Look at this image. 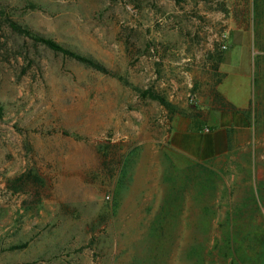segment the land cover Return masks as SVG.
Instances as JSON below:
<instances>
[{"label": "rangeland", "instance_id": "obj_1", "mask_svg": "<svg viewBox=\"0 0 264 264\" xmlns=\"http://www.w3.org/2000/svg\"><path fill=\"white\" fill-rule=\"evenodd\" d=\"M0 110V264H264V0H0Z\"/></svg>", "mask_w": 264, "mask_h": 264}, {"label": "trees", "instance_id": "obj_2", "mask_svg": "<svg viewBox=\"0 0 264 264\" xmlns=\"http://www.w3.org/2000/svg\"><path fill=\"white\" fill-rule=\"evenodd\" d=\"M9 27L13 32H15L19 35H23L25 37H28L36 43H40V44L44 45L46 48H48L49 50H51L54 53L61 54L65 57L71 58V59H73L79 63L89 65V66L94 67L98 70L103 69L93 58L86 56V55H83V54H80V53H77V52H75V51H73L67 47H64L63 45L59 44L58 42H56L55 40H53L51 38H47V37L41 36L39 34L32 33L27 28H23L22 26H20L16 23H13V22L9 23ZM150 98L153 100H157L160 103V105H165V101L162 98L157 97L156 95L152 94V95H150ZM25 247H26V244L15 245V246H11L9 248V250L22 249Z\"/></svg>", "mask_w": 264, "mask_h": 264}, {"label": "crops", "instance_id": "obj_3", "mask_svg": "<svg viewBox=\"0 0 264 264\" xmlns=\"http://www.w3.org/2000/svg\"><path fill=\"white\" fill-rule=\"evenodd\" d=\"M236 126H238V127H240V132L239 133H241L242 132V134H243V132H244V134L246 133V132H250V126H249V124L247 123V122H244L242 119H241V121H240V125H236ZM241 135V134H240ZM242 136V135H241ZM214 137H215V139H214ZM196 139V138H195ZM200 140H202V141H204V149L203 150H201L200 152L204 155V154H206V153H209V152H211L212 151V149H213V147H214V145H213V141L215 140L218 144H220V149H223V144L226 142V140H225V136H223V135H219V134H213V135H205V136H199V141ZM237 141H239V140H237ZM219 149V148H218Z\"/></svg>", "mask_w": 264, "mask_h": 264}]
</instances>
